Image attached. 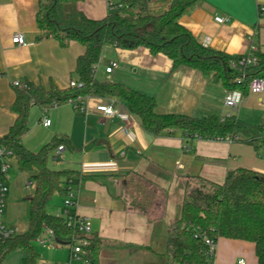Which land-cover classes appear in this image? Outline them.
I'll list each match as a JSON object with an SVG mask.
<instances>
[{
  "label": "crops",
  "instance_id": "obj_1",
  "mask_svg": "<svg viewBox=\"0 0 264 264\" xmlns=\"http://www.w3.org/2000/svg\"><path fill=\"white\" fill-rule=\"evenodd\" d=\"M175 0H149L153 13H162ZM264 0H206L181 23L203 43L229 54H247L252 46L264 50V13L258 5ZM78 7L87 16L104 18L109 10L106 0H80ZM40 0H0V135L6 133L17 114L12 110L16 97L15 82L26 80L49 88H68L75 77L78 58L86 47L73 41L63 47L56 38L37 40L41 29L37 16ZM216 16L227 20L218 22ZM21 32L27 41L12 42ZM113 60L118 66L106 72ZM96 75L123 83L157 99L158 113L193 115L228 111L224 104L226 90L211 82L199 69L181 65L163 53L154 54L147 47L126 49L115 45L103 48ZM109 98L89 97L88 112L79 111L71 102L50 108L31 109L30 130L23 136L24 145L38 151L53 138H63L64 149L49 159L55 169H73L79 173L80 190L76 211L89 216L90 236L103 240L99 264H167L170 227L179 219L189 179L202 176L223 183L228 172L240 168L264 173V148L226 140H195L188 149L179 132L154 135L146 131L139 119L121 101L116 113L105 116L97 111ZM251 124L264 123V92L245 94L235 113ZM51 124L45 126L43 117ZM58 146V147H59ZM151 182L153 195L147 210L135 206L138 196L136 179ZM9 192L5 220L23 233L28 228L30 200L35 192L32 173L21 171L15 157L8 171ZM62 197V199L55 198ZM63 193L53 196L48 210L61 214ZM76 244V243H75ZM75 244L48 242L35 245L39 264H93L85 247L73 255ZM24 251L11 252L2 264H23ZM258 264L252 241L220 237L214 264Z\"/></svg>",
  "mask_w": 264,
  "mask_h": 264
},
{
  "label": "trees",
  "instance_id": "obj_2",
  "mask_svg": "<svg viewBox=\"0 0 264 264\" xmlns=\"http://www.w3.org/2000/svg\"><path fill=\"white\" fill-rule=\"evenodd\" d=\"M79 1L40 0L37 20L41 31L36 39L56 38L63 47L78 41L86 51L78 58L74 71L73 79L80 86L59 88L53 84L46 88L29 80L15 85L16 97L11 108L17 116L9 130L0 135V145L13 151L21 171L32 173L35 192L30 200L27 230L0 241V264L17 249L24 251L23 264H39L35 243L45 228L54 231L59 243L73 245L77 240L87 239L85 250L93 264H99V250L104 244L101 238L69 226L63 215L49 212L48 204L53 196L65 195L69 183L78 182L79 173L49 166V159L64 142L63 138H53L38 151L24 145L23 136L30 130L34 106L46 112L79 97H104L114 103L123 102L143 128L154 135L179 132L190 150L198 139L227 138L248 143L256 150L264 148V123L251 124L236 114L223 118L219 112L158 113L155 96L96 75L106 45L126 49L147 47L154 54L163 53L171 58L174 68L187 65L199 69L211 82L220 84L226 94L233 90L246 94L252 79L264 78V50L254 51L257 57L254 64L234 67L233 63L242 55L215 49L196 37L181 23V18L206 0H175L158 14L151 12L149 0H122V7L100 19L81 11ZM241 75L244 78L238 82ZM135 181L138 196L135 195L133 204L147 210L153 198L149 192L151 182L141 178ZM204 234L215 241L220 237L252 241L258 264H264V173L240 168L228 172L223 183L202 176L186 182L180 217L168 233L167 264H208Z\"/></svg>",
  "mask_w": 264,
  "mask_h": 264
},
{
  "label": "built area",
  "instance_id": "obj_3",
  "mask_svg": "<svg viewBox=\"0 0 264 264\" xmlns=\"http://www.w3.org/2000/svg\"><path fill=\"white\" fill-rule=\"evenodd\" d=\"M107 7L109 11L114 10L117 7H122V0H106ZM259 10L264 13V4L259 7ZM218 22L223 23L227 18L223 16H216L215 18ZM12 42L20 45L27 43L25 36L21 32H17L13 38ZM258 48L252 46L250 51L247 54L242 55L237 62L233 63L234 67L238 66H247L257 62V57L254 54ZM118 61L113 60L106 66V72L111 73L118 66ZM244 78V75L238 76V82H241ZM20 82L16 81L15 85H19ZM71 86H80V83L72 79L70 82ZM248 92L250 93H263L264 92V78L255 77L251 80L248 86ZM89 98V97H88ZM88 98L79 97L76 101L72 102L79 111L87 113L86 100ZM245 94L241 90H233L226 94L224 98V104L228 107V111L222 113V117H229L236 113L238 106L244 100ZM97 111L102 112L105 116H113L116 113V107L113 100H109L104 103L101 102L96 107ZM42 123L45 126L51 124V119L48 116H44ZM231 141H234L233 138H227ZM64 149V146L61 145L56 151V155ZM14 158L13 151L8 148L6 145H0V241H5L11 236L19 233V228L9 225L5 220V210L7 203V195L9 192V180H8V171L11 165V160ZM79 181L74 183L71 181L67 187L66 194L64 197V207L63 215L67 221V224L71 227H74L82 232L90 234L92 232V222L89 216L79 215L76 211L80 190L75 189V185H78ZM38 241L41 244L48 242H57L55 239L54 231L51 228H45L44 232L38 237ZM89 243L87 239H80L76 241V244L73 247V255L75 257L77 254L83 251L84 247ZM203 243L206 246V254L208 255V264H214L217 241H215L208 234L203 235ZM72 264V263H70ZM90 264V263H89ZM239 264H246L245 259L239 260Z\"/></svg>",
  "mask_w": 264,
  "mask_h": 264
},
{
  "label": "rangeland",
  "instance_id": "obj_4",
  "mask_svg": "<svg viewBox=\"0 0 264 264\" xmlns=\"http://www.w3.org/2000/svg\"><path fill=\"white\" fill-rule=\"evenodd\" d=\"M55 198H59V199H62V197H57V196H55ZM52 200H53V198H52ZM51 200V204H50V206H52V204H53V201Z\"/></svg>",
  "mask_w": 264,
  "mask_h": 264
}]
</instances>
